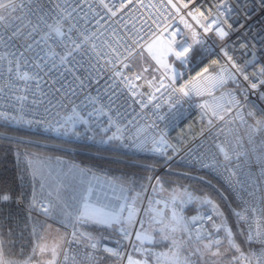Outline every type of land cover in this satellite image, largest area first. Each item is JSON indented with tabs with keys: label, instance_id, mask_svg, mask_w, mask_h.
<instances>
[{
	"label": "snow or ice",
	"instance_id": "obj_1",
	"mask_svg": "<svg viewBox=\"0 0 264 264\" xmlns=\"http://www.w3.org/2000/svg\"><path fill=\"white\" fill-rule=\"evenodd\" d=\"M64 2L67 4L68 0H64ZM192 2L194 3L195 0ZM72 3L75 6L65 7L62 13L58 14L59 18L55 19V23L48 24L45 22L47 31L40 35L39 40L34 38L37 27L33 26L31 31L26 33V39L31 42L23 46V51L17 49L15 52L11 50L0 52V108L7 105L16 113L12 114L6 110L0 111V120L15 124H40L46 126V130L58 135H71L77 138L84 136L86 132H91L92 135L86 136V139L100 144H113L114 146L122 144L125 147L129 146L125 141H129L131 146L138 151L152 152L171 160L172 156L168 154L169 150L175 155L180 152V147L170 142L166 130L158 129L155 122L140 124L139 121L133 123V120H129L128 124L132 125L134 130L129 129L113 117L111 114L112 106L117 95L118 84L122 85L120 92L124 90L127 92L126 103L129 106L138 105L141 111L150 106L154 109L160 108L161 104L158 101L165 97V93H167V98L164 102L168 103L170 107L176 93L190 97L191 92L188 90L187 83H179L183 74L177 72L174 64L176 61H179L180 65L183 66L189 64L192 44H189L180 32L170 31L172 25H165L161 29L160 24L153 20L157 29H160L159 32H156L152 30L148 21L141 17L143 23L139 29L133 24V31L128 32L127 24H125L127 38L120 37L116 41V46L107 40L104 41V44L110 49V52L105 53L103 57L104 63L101 64L97 60L95 64H91L86 69L88 76L82 79L69 65L80 63L83 66L81 61L76 60V56L77 54L88 55L87 48L89 45L96 57H100V52L96 51L97 45L93 42L96 33H88L87 29L78 28L79 20H84L87 23L90 12L98 16L96 5L106 10L107 16L116 17L118 13L128 8L132 0H127V3L125 0H120L118 7L113 0H72ZM140 3L143 6V0H140ZM168 3L177 12L180 11V7L172 3V0H168ZM259 3L261 8H264V0H259ZM81 5H87V11H84ZM222 6V4L216 5L217 9ZM57 7L60 6L57 5ZM182 7L188 8V4L185 3ZM0 9L15 13L17 4L15 0H0ZM81 12H83L82 16ZM73 13L76 15L73 16ZM197 14L201 17L204 16L200 7L188 12V15L193 16V18H196ZM19 19L24 20L25 17H19ZM39 19L45 20L44 16ZM149 19H151V14H149ZM65 20L69 21L67 31H64L63 22ZM31 23V20L27 21V25H31ZM218 23V19L213 20L212 24L205 27V31L212 30V25ZM99 24L100 20H97V25ZM187 26L191 27L190 25ZM145 27L155 37L148 44L141 43L144 39L141 33L144 32ZM4 29L12 31V35L8 36L7 41L4 39ZM74 30L79 38H74L71 35ZM214 30L220 38L228 35V32L223 28L217 27ZM20 35H23L20 28L12 22H6V17L0 15V46L9 49L15 48L12 40ZM195 42L199 43V41ZM41 44L44 47L36 51V48H39ZM241 46L247 47V45ZM120 48H123L124 52H120ZM57 49L63 50L58 51ZM144 51H147L155 61V66L145 63L133 70L137 56L140 57L141 61L144 60ZM28 52H35V55L26 57L25 53ZM169 57H175V60H170ZM228 58L229 60L232 59L231 57ZM233 67L243 74L245 81H249L253 91L264 87V66L260 67L258 74L252 73V77L256 79H251L249 75L244 74V69L235 63H233ZM106 71L110 72L108 79L111 83L107 84L106 82L105 94L109 91L112 92L108 98V105L98 104L99 97L91 95H86L80 104L71 100L72 96L78 95L77 87L82 90L87 86L85 80H95L98 83L101 75ZM203 71L207 72L208 69L205 68ZM65 73H70L74 82L79 81V84L76 87L68 84ZM200 75L201 73H197V76ZM228 78L236 81V77L232 74H229ZM61 81L64 82L61 83ZM217 82L223 83L224 77L221 76ZM57 84L60 86L57 87ZM42 85H47V91L42 88ZM145 87L148 89L147 91H144ZM56 94H60L61 99L53 104L50 97H55ZM196 94L200 95V92L197 91ZM30 96L33 106L31 108L27 107ZM64 98L69 99L72 107L70 113L62 116L60 111H55V109L67 107V105L62 104ZM245 98L247 99V96ZM260 99L264 100V92H260ZM45 100H47L46 105ZM229 103L232 107L238 109L241 107L240 101L234 96L231 97ZM40 106L44 108L43 117L38 119L24 118L23 113L25 111H31L34 117L38 116L37 107ZM198 107L202 110L200 120L203 121L207 117L209 127L213 125V117L218 120L224 119L222 115H218L207 104H200ZM231 110V107L227 109L229 112ZM209 112L211 115H208ZM101 114H103V118ZM116 115L120 116L121 114L117 111ZM248 115L254 116L255 113L250 111ZM237 118L243 122V116L240 112H237ZM256 124L257 128L254 130L258 131L259 126L264 124V121L257 120ZM78 125L84 128V132L80 131ZM113 128L115 131H112ZM126 132L128 133L127 136L125 135ZM109 133L111 134L109 135ZM203 134L204 129H201L199 135L202 136ZM97 136H99L98 140ZM216 148L222 160L213 153L211 163H209L204 154H201L200 156H193L190 163L194 162L204 168H213L235 189L236 185L232 184V178L236 172L227 166L232 156L223 144L218 143ZM16 155L18 164L26 165L21 169L22 175L27 172L32 177V191L29 196L22 186L17 195L16 202L25 205L28 218L27 223L18 234L14 235V230L9 229L7 245L15 246L19 243L20 254L24 255V259L19 261L6 259L3 222L0 221V264H102L105 256L101 253L115 258L113 264H224V258L229 254L231 256L227 260V264H264V209H261L262 215L259 218H256L257 209L255 207L249 209L246 206L241 211H234L237 227L240 229L237 233L228 227L224 214L210 196H198L190 191L187 186L178 185L170 190L165 189L162 177H155L156 184L152 185V191L155 195L159 188L161 192L167 191L168 197L163 200H154L153 197H148V204L143 209V217L141 218H138L141 209L136 207V202L143 198L140 192L131 197V203L128 202L129 198L126 195L116 198L123 200L119 204L100 203L99 200L93 202L90 199L93 191L90 185L81 194L78 206L73 207L61 195L63 182L58 179V176H53L51 168L45 164L41 155L27 152L23 154L17 152ZM236 155L239 156L240 153H236ZM45 168L48 169L47 173H45ZM81 171L86 172L88 170ZM224 173H229V175H224ZM148 179L151 181L152 177L149 176ZM37 182H39V192L36 188ZM109 183L113 182L110 181ZM123 183L121 182L120 190L127 192L128 189L123 186ZM239 183L237 181V184ZM142 187L144 186L142 185ZM46 188L48 189L47 196L44 197L42 193ZM249 195H254V193H249ZM11 200L10 193H0V203ZM193 204L196 205V214L190 217L186 216L184 214L185 208ZM201 208L204 211H201ZM249 210L252 213L251 217L247 214ZM33 212L44 216L46 219H58L59 223L63 225L64 231L61 232L60 229H57L56 235H52L51 225L45 226L34 220ZM241 221H243V225H241ZM86 225L118 233V238L114 241L116 246H102L101 242L110 239L111 236L105 235L103 231L95 233L89 231L84 227ZM207 225H211V228ZM29 228L30 231H28ZM69 228H71L70 233L67 231ZM245 228L247 229L246 232ZM26 231H28V237L24 235ZM238 237H243V244L249 246V252L243 251ZM125 241H128L127 246L124 244ZM29 243L30 250L25 254V246ZM252 244H259V251L253 249ZM155 246H160L163 250L156 251ZM128 248L131 250L128 251Z\"/></svg>",
	"mask_w": 264,
	"mask_h": 264
},
{
	"label": "built area",
	"instance_id": "obj_2",
	"mask_svg": "<svg viewBox=\"0 0 264 264\" xmlns=\"http://www.w3.org/2000/svg\"><path fill=\"white\" fill-rule=\"evenodd\" d=\"M17 4V11L15 13H10V10L0 9V15L6 17V22H12L16 24L23 35L19 37H14L12 44L15 48H7L0 46V52L7 51H23V46L30 43V40L26 39V33L31 31L33 26L37 27V33L34 38L36 40L40 39V35L44 31H47L45 27V22L48 24L55 23V19L59 18L58 14L62 13L65 7L75 6L72 0H68L65 4L64 0H15ZM116 6H119L120 0H113ZM127 3V0H125ZM172 3L177 4L180 7V11L177 12L176 9L172 8L168 0H143V6H141L140 0H132V3L127 9L118 13L116 17H109L106 15V10H104L99 5H96V12L99 15H94L89 13L88 22L85 23L84 20H79L77 27L80 29H87L88 33H96L93 37V42L97 45L96 51L100 52V57H96L95 53L92 52L90 45L87 48L88 55L82 56L77 54L76 60L81 61L80 63L69 65L72 67L77 76L82 79L88 76L86 69L90 67L91 64H95L97 60L101 64L104 63L105 53H109L110 49L104 44V41H109L110 44L116 46V41L120 37H126L125 24H127V31H133V24L139 29L143 20L148 21L151 25L152 30L159 32L156 24L153 20H156L161 29L165 25H172L171 30L180 32L183 37H185L189 44H192V51L189 53V64L187 66L180 65L179 61H176L174 67L177 72L183 74V78L179 80L180 84L187 83L188 90H190V97H184L180 93H176L173 96V103L170 107L168 103H165L167 98V93L165 97L161 98L158 102L161 107L154 109L151 106L141 111L138 105L129 106L126 103L127 92L124 90L120 92L122 85L118 84L116 89V97L114 98L113 104V117L124 126L132 129V125L128 124L129 120H133V123L139 121L140 124L152 123L158 126V129H164L168 133V139L171 143L177 144L180 147V152L173 155L171 150H169V155L172 156L171 160L166 159L164 156L154 154L152 152L138 151L136 148L132 147L129 141L125 143L129 144L128 147L122 144H100L91 140L86 139V136L92 135L91 132L84 133V136L79 138L69 136L58 135L55 132L46 130V126L40 124L26 125V124H15L6 123L4 120L2 122L13 126L27 128L45 134L78 141L95 144L98 146H109L117 147L125 152L134 154L148 155L156 159H160L161 162L157 164L151 173L152 180L149 181L143 191V198L141 205L138 206L141 211L138 213V218L143 217V209L147 207L148 197H153V199H161L159 188L157 193L154 195L152 191V185L156 184L155 177H163L164 173L170 171L173 165H179L181 167L190 168L195 171L205 172L211 177L217 179L232 196L235 206L234 211H241L246 206L251 209L255 207L256 218L261 217V209H264V124L257 128L256 121H264V100L260 99V92H264V87L253 91L250 88L249 81H245L243 74L237 71L233 67V63L242 67L244 69V74L249 75L251 79H256L252 77V73H259L261 66H264V8H261L259 0H172ZM187 3L188 8H183L182 5ZM222 4L223 6L217 9L216 5ZM59 5L60 7H57ZM196 7H200V10L204 13V16L196 15V18L188 15V12ZM84 11H87V5H81ZM69 10H71L69 8ZM231 10V11H229ZM48 13V15H45ZM149 14H151V19H149ZM76 14L73 13V16ZM83 12H81V16ZM44 16L45 20L41 21L39 18ZM19 17H25L24 20L19 19ZM103 17V19H101ZM135 18V19H134ZM183 18V19H182ZM219 20L218 24L212 25V30L205 31V27L212 24L213 20ZM31 20V25H27V21ZM97 20H100V24L97 25ZM64 31H67L69 26V21L65 20ZM27 25V26H26ZM190 25L191 27H188ZM231 25V28H229ZM243 25V27H241ZM220 27L228 32V35L224 38H220L215 28ZM115 30V31H113ZM4 39L7 41L8 36L12 35V31L4 29ZM71 35L74 38H79L76 31L74 30ZM144 39L141 41L142 44L151 43L155 37L151 35L148 28L145 27L144 32L141 33ZM195 41H199L196 43ZM241 45H247V47H242ZM44 45L41 44L36 51L43 48ZM62 51L63 49H57ZM120 52H124L123 48L119 49ZM139 51V50H137ZM227 53V55H225ZM17 54H19L17 52ZM43 54V53H41ZM254 54V55H253ZM35 52L25 53L26 57H32ZM144 60L141 61L140 66L143 64H151L155 66V61L151 58L147 51H144ZM91 57V60H89ZM228 57L232 59L229 60ZM170 60H175V57H169ZM250 61V63H249ZM198 65V66H197ZM197 66L194 70L193 67ZM138 67L134 66L133 70ZM207 68L208 71L203 70ZM197 73H201L197 76ZM229 74L236 77V81L228 78ZM99 75V74H98ZM110 72H104L99 79V82L95 80H85L87 85L82 90L77 87V96H72L71 100L75 101L76 104H80L84 100L86 95L98 96V104L108 105L109 95L112 94L109 91L105 94L106 82L110 84L111 81L108 79ZM223 76L224 82L218 83L219 78ZM65 79L73 87L79 84V81L74 82V78L70 73H65ZM64 81H61L63 83ZM57 87L60 85L57 84ZM45 91H47V85H42ZM7 91V89H6ZM144 91H147L144 89ZM199 91L200 95L196 92ZM159 95V94H157ZM234 96L240 101L241 107L235 108L229 103L231 97ZM247 96V99L245 98ZM53 104L57 100L61 99L60 94H56L55 97H50ZM31 96L27 107H33L31 105ZM43 99V97H41ZM178 101V102H177ZM47 100H45V105ZM62 104L67 105L66 108H57L55 111H60L61 115H66L70 113L72 104L69 99H62ZM200 104H207L211 109L215 110L218 115L224 117L223 120H218L213 117V125L209 127L207 122V117L203 121L200 120L202 110L198 107ZM232 108L229 112L228 108ZM9 111L12 114H16L14 109H10L5 105L0 108V111ZM117 111L120 112V116H117ZM252 111L255 113L254 116H249L248 113ZM38 116L34 117L31 111H25L23 113L25 119H38L44 116V108L42 106L37 107ZM237 112L243 116V122L237 118ZM211 115V112L208 113ZM103 118V114H101ZM135 118V119H133ZM191 125V128H189ZM81 132H84L82 126H77ZM94 127V126H93ZM201 129H204V134L201 136L199 133ZM134 130V129H132ZM112 131H115L113 128ZM111 133H109L110 135ZM127 136L128 133L126 132ZM99 136H97V140ZM223 144L230 152L232 159L227 165L229 168L236 172V175L232 178V184L236 185L235 189L225 181L224 177L218 174L213 168L200 167L194 162L190 163L193 156H200L204 154L206 161L211 163L212 154L215 153L217 158L222 160L219 156L217 144ZM190 153V154H189ZM236 153H240L239 156ZM183 157V159H182ZM223 171V169H221ZM224 175H229V173H224ZM237 181L240 183L237 184ZM249 193H254V195H249ZM30 196V195H29ZM17 203V202H16ZM23 208L26 213L28 211L23 204H18ZM204 211V209H201ZM196 214V210L187 216H192ZM250 217L252 216L251 211L247 213ZM126 215V213H125ZM33 217H37L44 222L52 223L62 229L63 225L59 223L58 219H46L44 216L39 215L36 212L32 213ZM235 222L237 225V218L234 215ZM219 222V220H217ZM243 225V221L240 222ZM138 227V225H137ZM211 228V225H207ZM240 231V229L238 228ZM245 232L247 229H244ZM9 231V228L7 229ZM71 232V228L67 230ZM105 235H110L111 238L103 240L102 246L107 245L109 247H115V239L118 238V233L104 232ZM243 239V237H242ZM125 246L128 245V241L124 242ZM246 249L249 252V246L246 245ZM253 249L259 251V244H252ZM125 250V249H121ZM128 251L131 249L128 248ZM101 255L107 256V254L101 253ZM109 257V256H107ZM112 258V257H111ZM115 260V258H113Z\"/></svg>",
	"mask_w": 264,
	"mask_h": 264
},
{
	"label": "trees",
	"instance_id": "obj_3",
	"mask_svg": "<svg viewBox=\"0 0 264 264\" xmlns=\"http://www.w3.org/2000/svg\"><path fill=\"white\" fill-rule=\"evenodd\" d=\"M18 149L39 150L71 158L110 177L117 178L131 190L144 188L153 168L161 162V160L151 156L128 153L117 147L73 141L31 129L13 127L4 122L0 123V193H10L12 196L10 202L0 203V221L3 222L6 241L5 255L15 258H24V255L20 254L19 243L15 246L7 245L9 239L7 229H13L15 235L27 223L28 214L16 203V198L22 186L28 195L31 194L27 192L31 186L28 185L24 173L22 175V167L17 161L16 154L20 152ZM164 175L168 181L178 182L182 180L190 184L194 190L208 193L229 210L235 206V202L227 189L217 179L205 172L173 165L172 169ZM193 211H195L193 208L187 209L188 214ZM231 220L235 232L238 233L236 223L233 218ZM28 231L24 232L25 237H28ZM240 241L242 243L241 239ZM29 250L30 243L25 246V254ZM113 261V258L105 256L102 264H113Z\"/></svg>",
	"mask_w": 264,
	"mask_h": 264
},
{
	"label": "rangeland",
	"instance_id": "obj_4",
	"mask_svg": "<svg viewBox=\"0 0 264 264\" xmlns=\"http://www.w3.org/2000/svg\"><path fill=\"white\" fill-rule=\"evenodd\" d=\"M135 66L138 68L140 66V59H138L137 57L135 58ZM145 89L148 90L146 87H145ZM0 123H3V122L0 120ZM18 150L20 151L21 154L27 152V153L41 155L42 159H44L45 164L51 168L53 176L54 177L58 176V179L63 182L64 186L61 189V195L63 196L64 200L73 199L75 206H78L81 194L84 191H86L90 185L93 189L90 199L93 202H96L97 200H99L100 203L119 204V203L123 202V200H117L116 198L117 197H123L126 195L129 198L128 202L131 203V197L135 196L137 192L142 193V197H143V191H144L146 186L140 190H134V189L131 190L130 187L123 184V186L125 188H127L128 190H127V192H121V190H120L121 181H119L117 178L110 177L103 172L92 169V168H90V167H88L82 163H79L78 161H75L71 158H68V157H65V156H62L59 154H52V153L42 152V151L33 150V149H29V150L18 149ZM21 158L23 159V157H21ZM20 166L22 168L26 167V165H21V164H20ZM47 170L48 169L45 168V173H47ZM81 170H88V171L82 172ZM174 170H176V169H174ZM24 175H25V178L28 182V185L32 186L31 175L27 172H24ZM162 178H163L165 189L170 190L171 188L176 187L178 185L179 186H187L190 191H192L194 194H196L198 196H204V195L210 196L208 193H201V192L194 190L190 184H188L182 180H179L178 182H176V181L171 182V181L167 180L165 175H163ZM110 181H112L113 183H109ZM36 188H37V191L39 192V182H37ZM47 191H48V189L46 188L45 191L42 193V196L46 197ZM160 195L162 198L166 199L168 197V192L163 191L160 193ZM212 199L217 203L220 211L224 214V219L227 222L228 227H230L235 232V229L233 228V222L231 220L233 218V221L235 222L234 207H231V209L229 210L224 204H221V203L219 204L216 199H214V198H212ZM141 202H142V200H138L136 202V207L140 206ZM189 208H193L196 210V205L195 204L189 205L185 208L184 214L186 216L188 215L187 209H189ZM201 209H203V208H201ZM84 227L87 230H89L88 225H86ZM99 231H103V232L108 231L109 232L111 230L96 229V231H93V232L95 233V232H99ZM51 232H52V235H56V231H51ZM61 232H63V231H61ZM221 235H222V233H221ZM240 239L242 240L241 244L243 247V251L245 253H247L248 251L244 247L245 244H243L242 237H240ZM240 239L238 237L239 242H241ZM155 250L161 251L163 249L160 246H155ZM230 256H231V254H229L228 256H226L224 258V264H227V260L230 259ZM5 257H6V255H5ZM10 258L11 257L6 258V259H10ZM11 261H13V260L11 259Z\"/></svg>",
	"mask_w": 264,
	"mask_h": 264
},
{
	"label": "crops",
	"instance_id": "obj_5",
	"mask_svg": "<svg viewBox=\"0 0 264 264\" xmlns=\"http://www.w3.org/2000/svg\"><path fill=\"white\" fill-rule=\"evenodd\" d=\"M31 191H32V186L30 187V188H28V190H27V192H30L31 193ZM67 201V203L69 204V205H72L73 207H76L75 206V203H74V200L73 199H68V200H66ZM33 219L34 220H36V221H38V222H40L41 224H43V225H45V226H47V225H51V231H56L57 229H60V231H64V229H62V228H60V227H58V226H56V225H54V224H52V223H47V222H44V221H42L41 219H39V218H37V217H33ZM25 225V224H24ZM89 231H96V228L94 227V226H89ZM29 230H30V228H29ZM245 248H246V246H244ZM6 258H9L8 256H6ZM13 260V261H19V260H23L24 258H15V257H11L10 259H8V260Z\"/></svg>",
	"mask_w": 264,
	"mask_h": 264
},
{
	"label": "water",
	"instance_id": "obj_6",
	"mask_svg": "<svg viewBox=\"0 0 264 264\" xmlns=\"http://www.w3.org/2000/svg\"><path fill=\"white\" fill-rule=\"evenodd\" d=\"M198 66V65H197ZM197 66H195V67H193V69L192 70H194Z\"/></svg>",
	"mask_w": 264,
	"mask_h": 264
}]
</instances>
